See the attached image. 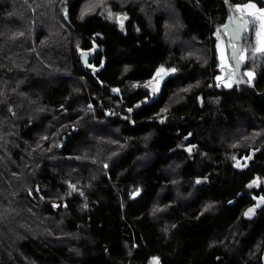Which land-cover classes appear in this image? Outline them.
<instances>
[{
	"label": "trees",
	"instance_id": "1",
	"mask_svg": "<svg viewBox=\"0 0 264 264\" xmlns=\"http://www.w3.org/2000/svg\"><path fill=\"white\" fill-rule=\"evenodd\" d=\"M225 1L0 0V264H264V203L248 218L237 197L264 176V0H231L255 13L243 77L262 96L224 79ZM125 88L101 124L97 101ZM190 133L211 145L202 167L171 152ZM246 145L259 162L239 172L227 156Z\"/></svg>",
	"mask_w": 264,
	"mask_h": 264
},
{
	"label": "flooded vegetation",
	"instance_id": "2",
	"mask_svg": "<svg viewBox=\"0 0 264 264\" xmlns=\"http://www.w3.org/2000/svg\"><path fill=\"white\" fill-rule=\"evenodd\" d=\"M243 58V57H242ZM226 64L224 65V67ZM232 66V65H230ZM225 74V70H223V75ZM228 74L230 75L231 72L229 71ZM169 74H159L156 75L154 78L148 80L143 84H137L134 88H132L133 92L141 90V94L139 93L138 97L132 98V108L135 110L141 109L146 103H151L159 98L160 93L162 92L163 85L166 81L169 80ZM232 79V77H230ZM130 89H116L114 94L116 97H108L105 102L98 100V107L103 112V117L99 119L101 124L107 125L110 120L116 117V112L118 108H122L128 106L126 101L119 103L116 101V98L123 99L125 93H128ZM202 98V96H200ZM219 97L214 98V101H218ZM91 112L96 111V106L94 102L90 103ZM93 109V110H92ZM120 122V121H119ZM192 133L190 134H183L182 137L175 143V147L171 149V152L174 151H181L187 157L189 156L192 158L193 156L198 157V163L200 167H202V160L207 159L209 156L208 149L211 145L206 144L204 140V135H200L197 140L194 142ZM222 145H227V140L222 143ZM214 146V145H213ZM212 146V149L215 147ZM249 151L246 153L240 151H234L230 155L228 154L229 163L233 166L234 169L238 170L239 172L244 171H251L255 169L254 164L259 162L257 160L258 153L260 151L259 148H255L254 146H248ZM217 147V146H216ZM234 147V143L232 144ZM239 165V166H237ZM210 178L207 176H198L196 177V183L198 186H203L206 183H209ZM245 191L239 192L237 197H241L244 194L248 196L249 200H252L254 203L249 209H254V211L250 214V216L255 217L259 207L264 203V176L260 174L258 171H254L251 177L250 184L245 187ZM248 209V210H249ZM248 210L246 212H248Z\"/></svg>",
	"mask_w": 264,
	"mask_h": 264
},
{
	"label": "water",
	"instance_id": "3",
	"mask_svg": "<svg viewBox=\"0 0 264 264\" xmlns=\"http://www.w3.org/2000/svg\"><path fill=\"white\" fill-rule=\"evenodd\" d=\"M226 7L228 11V15L226 18V22L221 28V31L226 38L228 45H229V52L231 56L232 66L226 65L224 67L225 74L224 79L228 80L230 77L236 82V84L240 86H245L255 92L256 95L262 96L261 93H259L256 90L255 87V78H251V80H246L243 77V69L247 65V60L242 58V53L244 50V38L250 28V14L242 12L232 6L231 0H226ZM124 16L121 17V21H124ZM247 20L248 28L247 30L243 29L244 21ZM227 26V27H225ZM235 52V55H234ZM80 62L90 69V59H89V52H82L79 56ZM95 71V70H94ZM231 72L229 75L228 72ZM67 140V137H63V141L65 142ZM33 198V197H32ZM35 202H38V200L33 199ZM248 213V212H246ZM248 218H253L250 215H246ZM263 262H264V253H263ZM159 264V262H158Z\"/></svg>",
	"mask_w": 264,
	"mask_h": 264
},
{
	"label": "snow or ice",
	"instance_id": "4",
	"mask_svg": "<svg viewBox=\"0 0 264 264\" xmlns=\"http://www.w3.org/2000/svg\"><path fill=\"white\" fill-rule=\"evenodd\" d=\"M244 9H249V10H251V9H256V5H255L254 3H246V4L244 5ZM256 11H258V12L261 14V16H260L259 18L264 19V9H256ZM249 14L255 17V13L250 12ZM83 15H84V14L82 13V14H81V19H83ZM121 26H122V25H121ZM225 27H227V26H225ZM261 27H264V24H262ZM247 28H248V23H247V20H245V21H244V24H243V29H244V30H247ZM218 35H219V33H218ZM257 36L260 37V36H261V33L258 32V33H257ZM256 50H257V51L264 52V48H258V49H256ZM234 55H235V52H234ZM160 71H163V69H161ZM173 71H174V70H173ZM157 75H159V72L157 73ZM248 75H249V76H252V73H248ZM237 166H239V165H237ZM253 211H254V209H249V210H248V213H246V215H250ZM156 264H158V262H156Z\"/></svg>",
	"mask_w": 264,
	"mask_h": 264
},
{
	"label": "rangeland",
	"instance_id": "5",
	"mask_svg": "<svg viewBox=\"0 0 264 264\" xmlns=\"http://www.w3.org/2000/svg\"><path fill=\"white\" fill-rule=\"evenodd\" d=\"M231 62H232V61H231ZM223 70H224V69H223ZM159 74H162V72H160ZM179 102H180L179 100L177 101L176 99H175V100L172 99V100H171V105L174 104V103H179Z\"/></svg>",
	"mask_w": 264,
	"mask_h": 264
}]
</instances>
